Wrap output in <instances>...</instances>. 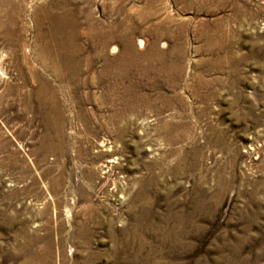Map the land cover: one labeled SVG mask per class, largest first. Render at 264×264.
Listing matches in <instances>:
<instances>
[{
  "label": "rangeland",
  "instance_id": "1",
  "mask_svg": "<svg viewBox=\"0 0 264 264\" xmlns=\"http://www.w3.org/2000/svg\"><path fill=\"white\" fill-rule=\"evenodd\" d=\"M0 264H264V0H0Z\"/></svg>",
  "mask_w": 264,
  "mask_h": 264
},
{
  "label": "bare ground",
  "instance_id": "2",
  "mask_svg": "<svg viewBox=\"0 0 264 264\" xmlns=\"http://www.w3.org/2000/svg\"><path fill=\"white\" fill-rule=\"evenodd\" d=\"M60 36V35H59ZM53 51V50H52ZM48 62V61H47ZM54 64L55 66L54 67H63L61 64H60V58L59 56H57L54 60ZM67 65V64H66ZM49 66V65H48ZM73 68V67H72Z\"/></svg>",
  "mask_w": 264,
  "mask_h": 264
}]
</instances>
